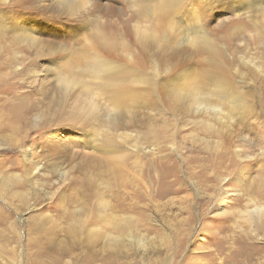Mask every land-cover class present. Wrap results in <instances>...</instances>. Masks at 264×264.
Instances as JSON below:
<instances>
[{"label": "rangeland", "instance_id": "374dc122", "mask_svg": "<svg viewBox=\"0 0 264 264\" xmlns=\"http://www.w3.org/2000/svg\"><path fill=\"white\" fill-rule=\"evenodd\" d=\"M0 12V264H264V0Z\"/></svg>", "mask_w": 264, "mask_h": 264}, {"label": "bare ground", "instance_id": "6f19581e", "mask_svg": "<svg viewBox=\"0 0 264 264\" xmlns=\"http://www.w3.org/2000/svg\"><path fill=\"white\" fill-rule=\"evenodd\" d=\"M240 1V0H239ZM243 1V0H242ZM43 2V1H42ZM46 2V1H45ZM44 3V2H43ZM42 3V4H43ZM241 3V2H240ZM46 4H48V3H46ZM234 4V3H233ZM49 5V4H48ZM43 6V5H42ZM161 8V7H160ZM193 9V8H192ZM164 10V9H163ZM236 10H238V9H236ZM235 10V11H236ZM248 10V9H247ZM196 11H198V10H196ZM239 12V11H238ZM195 13H197V12H195ZM234 13V12H233ZM237 14H239L240 15V13H237ZM4 15H6V14H4ZM3 14H1V12H0V33L2 34V33H5L4 31H6V30H12V29H17V26H18V28L20 29V27H19V25H16V24H10L9 22L7 23V19H6V17L4 16ZM7 15H8V13H7ZM199 15V14H198ZM195 16V15H194ZM200 16H198L197 18H199ZM246 18V17H245ZM189 19V18H188ZM18 29V30H19ZM17 30V31H18ZM25 30V29H24ZM102 30H104V29H102ZM22 31V30H21ZM25 32H26V30H25ZM25 32H20L19 31V35L21 36H23L25 39H28V40H30V41H34L35 39H37L36 37H37V35L35 36V35H33L32 33H30V35L31 36H27L26 35V33ZM34 32V31H33ZM101 33H103L102 35H101ZM100 33V38H101V41H102V43L104 44V45H108V42H109V37L107 36V34L105 33V32H101ZM138 37V36H137ZM142 37V36H141ZM39 38V37H38ZM139 39V38H138ZM47 41V40H46ZM161 41V40H160ZM51 42V41H50ZM47 43V42H46ZM207 46H209L208 48H210V50H211V52H212V54H214V55H216V58H218V56H220V51H219V49H218V47H216V45H210V44H207ZM194 47V46H193ZM208 50V49H207ZM126 55V54H125ZM71 60V59H70ZM72 61V60H71ZM93 63H94V61H93ZM17 69H18V67H16ZM133 69V68H132ZM110 71V70H109ZM97 72V71H96ZM93 73V72H92ZM107 73L108 72H105L104 74L105 75H107ZM51 74V76H52V73H50ZM49 75V74H48ZM47 75V76H48ZM105 75L103 76V77H105ZM54 76V79L53 80H55V81H60L61 82V84H62V87L65 89V88H68V85H77L78 84V82H79V80H78V78L77 77H75V75L73 74V73H70V74H68V75H60V74H58L57 76H56V74H54L53 75ZM121 76H123L122 78H121V82H120V84L117 86V89H116V96H117V99L118 100H122L124 97H126L127 95H129V96H131V95H133V96H136V97H139L140 95H141V97H142V93H144L140 88H135V87H133V85H131V83L130 82H128V80H127V78H126V76L127 75H125L124 76V74L122 73V75ZM135 76V75H134ZM140 80H141V78H140ZM144 80V79H143ZM152 81V80H151ZM104 84V83H103ZM147 84V83H146ZM98 85V84H97ZM106 85V84H105ZM150 85H152V83H150ZM150 85H149V88H150ZM116 86V85H115ZM136 86V85H135ZM141 86V85H140ZM144 86H147V85H144ZM146 88V87H145ZM148 88V89H149ZM150 91V90H149ZM114 92V91H113ZM115 93V92H114ZM147 94V93H146ZM114 95V94H113ZM149 97V96H148ZM230 110H232L233 111V109H230ZM114 121V120H113ZM112 121V122H113ZM105 143V142H104ZM102 144V143H101ZM98 145L97 146V148L99 149V150H101V151H103L104 152V150H106L108 147H106L105 146V144L104 145ZM96 146V145H95ZM94 146V147H95Z\"/></svg>", "mask_w": 264, "mask_h": 264}, {"label": "snow or ice", "instance_id": "6c2138e0", "mask_svg": "<svg viewBox=\"0 0 264 264\" xmlns=\"http://www.w3.org/2000/svg\"><path fill=\"white\" fill-rule=\"evenodd\" d=\"M55 46V45H54Z\"/></svg>", "mask_w": 264, "mask_h": 264}]
</instances>
